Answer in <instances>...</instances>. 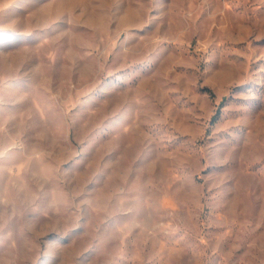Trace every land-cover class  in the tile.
<instances>
[{"label": "rangeland", "instance_id": "1", "mask_svg": "<svg viewBox=\"0 0 264 264\" xmlns=\"http://www.w3.org/2000/svg\"><path fill=\"white\" fill-rule=\"evenodd\" d=\"M0 264H264V0H0Z\"/></svg>", "mask_w": 264, "mask_h": 264}]
</instances>
